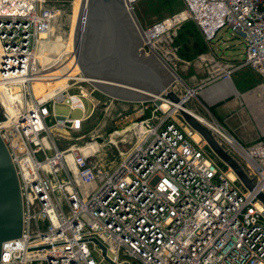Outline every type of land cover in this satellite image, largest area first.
<instances>
[{
    "label": "built area",
    "instance_id": "1",
    "mask_svg": "<svg viewBox=\"0 0 264 264\" xmlns=\"http://www.w3.org/2000/svg\"><path fill=\"white\" fill-rule=\"evenodd\" d=\"M5 1L8 7L0 8V52L5 53L0 134L19 176L24 223L21 237L4 243L1 262L264 264V203L257 197L264 193V140L244 145L216 118L204 122L241 163L252 189L201 135L196 139L193 128L174 120L162 104L150 110V100L139 102V115L151 113L132 123L134 143L119 164L101 165L93 159L98 148L87 143L61 148L53 131L82 129L86 93H71L67 84L44 97L34 88L36 82L59 79V65L48 63L58 10L48 0ZM184 4L182 11L143 28L145 42L150 45V30L156 31L154 44L189 20L207 42L230 29L242 39L244 58L222 65L221 79L231 80L237 66H250L262 77L264 91V0ZM58 103L68 104L69 113L57 112ZM75 110L82 114L73 116ZM93 238L106 247V255Z\"/></svg>",
    "mask_w": 264,
    "mask_h": 264
},
{
    "label": "rangeland",
    "instance_id": "2",
    "mask_svg": "<svg viewBox=\"0 0 264 264\" xmlns=\"http://www.w3.org/2000/svg\"><path fill=\"white\" fill-rule=\"evenodd\" d=\"M81 2L82 0H48L47 2L48 6L58 10V15L52 23L53 35L51 41L53 44L48 48L49 52L52 50L51 58L53 60L48 63H50L49 65H59V68H57L58 73L56 72L59 79L38 83L35 88L37 94L42 93L43 85L48 84V82L55 83L64 77H73L82 74V69L79 66L74 48V34ZM184 6V0H136L133 2V12L140 25L143 28H148L154 23L176 12L182 11ZM181 27L173 28L163 36L153 39V48L145 47L147 53L150 51L154 53V50L157 51L162 59L178 74L180 79L173 80L170 86V89L174 90L178 95L188 92L187 88L189 83L210 76L211 71L214 73L216 69L214 64L220 63L217 57L223 56L230 58L240 56V59L244 58V44L242 43V39L230 29L223 28L219 30L216 36L207 42L203 39L198 29L199 27H196L191 22L190 27L194 32L191 41L198 39L199 45L205 44V51L197 54L195 49L183 47L182 43L184 40L180 35ZM191 41H189L190 45L192 43ZM67 57H69V60L66 61L65 59ZM209 58H211L212 62L209 61ZM68 80H70L68 83L71 93H79L81 89L86 93V97L83 98L86 117L82 129L79 131L73 132L68 129L54 130L56 142L61 148L75 142L81 144L87 143L94 148H98L93 159L101 165L115 166L119 164L124 158L122 153L129 149L134 143L135 138L134 133L131 135V131L123 134V128L143 117L149 116L151 112L148 109L141 116L138 112L141 106L139 102L114 98L88 80L73 78ZM163 102L161 100H150V110L155 106L161 105ZM186 104L190 108L192 99L186 101ZM168 105L169 109L164 108L165 113L171 114V117L181 125L191 128L183 119L180 112L171 111L173 106L170 103ZM56 110L59 113L68 114L69 105L58 103ZM200 110V112H196L198 115L206 119L211 118L207 110L204 108ZM159 113L161 115L164 112L160 111ZM71 114L73 116H79L82 113L80 110H75ZM127 114H129V117L126 118ZM4 118L5 110L0 101V122ZM194 133L196 132L194 131ZM121 138L123 139L121 140Z\"/></svg>",
    "mask_w": 264,
    "mask_h": 264
},
{
    "label": "water",
    "instance_id": "3",
    "mask_svg": "<svg viewBox=\"0 0 264 264\" xmlns=\"http://www.w3.org/2000/svg\"><path fill=\"white\" fill-rule=\"evenodd\" d=\"M143 31L133 12V3L125 0H82L74 34L75 54L82 74L114 98L133 102L166 98L186 123L204 138L216 156L234 170L248 189H252L253 180L241 163L187 106L186 101L195 91L188 87L187 93L178 95L170 89L172 81L180 77L157 51L146 52V46L153 47L145 42ZM93 35L99 38L103 48L96 57L87 56L86 52ZM4 56L5 53L0 52V58ZM257 197L264 203L263 192H259ZM23 223L19 176L0 134V264H4L1 262L4 243L21 237ZM93 240L101 245L106 255V247L96 238Z\"/></svg>",
    "mask_w": 264,
    "mask_h": 264
},
{
    "label": "crops",
    "instance_id": "4",
    "mask_svg": "<svg viewBox=\"0 0 264 264\" xmlns=\"http://www.w3.org/2000/svg\"><path fill=\"white\" fill-rule=\"evenodd\" d=\"M239 57H217L220 63H213L216 66L214 73L211 71L210 76L189 83L188 87L195 92L191 93L188 100L192 99L191 110L200 112V109L204 108L240 142L250 145L259 139L264 140V91L260 87L262 77L250 66L234 68L229 81H224L220 77L223 70L221 66L237 64L243 60ZM44 89L45 87L43 92ZM43 92L41 95L44 97L50 96ZM127 115L129 117V114ZM125 128L123 134L131 131L133 135L132 124Z\"/></svg>",
    "mask_w": 264,
    "mask_h": 264
},
{
    "label": "bare ground",
    "instance_id": "5",
    "mask_svg": "<svg viewBox=\"0 0 264 264\" xmlns=\"http://www.w3.org/2000/svg\"><path fill=\"white\" fill-rule=\"evenodd\" d=\"M127 2H131V1H133V0H126ZM8 6L6 5V1L5 0H1V2H0V8H7ZM139 29V28H138ZM156 31L155 30H150L149 32H148V38H147V40L149 41V43H150V46L152 47V40H151V38L153 37V34L155 33ZM43 36H45L44 35V33L42 34ZM145 40H146V38H145ZM71 76V75H70ZM71 78H73V79H80V80H88L87 79V77L85 76V75H83V74H80V75H78V76H73V77H64V78H62L61 80H59V81H57L56 83H48V84H44L43 85V88L45 87V89H44V92H43V89H42V92H43V94L44 93H46L47 95H50L49 97H51V96H54V95H56V94H58V92H59V90H62L63 88H65L66 87V85L67 84H69L68 83V79H71ZM176 78V77H175ZM89 81V80H88ZM91 82V81H90ZM38 83H41V82H36L35 84H34V88H36V85L38 84ZM13 90H17L18 88L16 87V88H12ZM14 92V91H13ZM192 93V92H191ZM42 94V93H41ZM157 98H159V97H157ZM162 107L163 108H165V109H169V105H168V103L166 102V101H164L163 103H162ZM175 110V108L174 109H171V111H174ZM197 116H198V118L201 120V121H203V122H205V123H209V121H208V119H206V118H204V117H202V116H200V115H198L197 114ZM195 137H196V139H199L200 137H199V134L198 133H196L195 134Z\"/></svg>",
    "mask_w": 264,
    "mask_h": 264
},
{
    "label": "trees",
    "instance_id": "6",
    "mask_svg": "<svg viewBox=\"0 0 264 264\" xmlns=\"http://www.w3.org/2000/svg\"><path fill=\"white\" fill-rule=\"evenodd\" d=\"M191 22L194 23L196 27H198L197 24L191 20L186 21L181 25L182 27H181L180 35L182 36V39L184 40V42L182 44H183V47H185V48L191 47V49L196 50L197 54H199V53L201 54L205 51V44L199 45L198 39H194L191 41V38L193 37L192 34H194V32L192 31V28L190 27ZM199 31H200V29H199ZM200 33H201V31H200ZM201 35H202V33H201ZM202 37L204 39L203 35H202ZM189 41L192 42L191 45H190Z\"/></svg>",
    "mask_w": 264,
    "mask_h": 264
},
{
    "label": "flooded vegetation",
    "instance_id": "7",
    "mask_svg": "<svg viewBox=\"0 0 264 264\" xmlns=\"http://www.w3.org/2000/svg\"><path fill=\"white\" fill-rule=\"evenodd\" d=\"M99 51L102 52L103 48H101V43H100L99 38L96 39V35L95 36L93 35L90 42H88V46L86 48L87 56L96 57Z\"/></svg>",
    "mask_w": 264,
    "mask_h": 264
}]
</instances>
